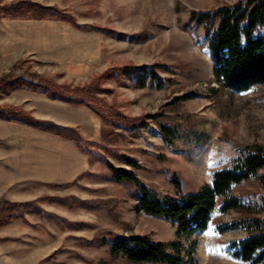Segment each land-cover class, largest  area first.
Here are the masks:
<instances>
[{
	"label": "rangeland",
	"instance_id": "obj_1",
	"mask_svg": "<svg viewBox=\"0 0 264 264\" xmlns=\"http://www.w3.org/2000/svg\"><path fill=\"white\" fill-rule=\"evenodd\" d=\"M34 1L58 4L91 28L52 19L0 18V76L10 68L13 76L37 69L59 82L83 85L111 67L133 63L170 80L162 87H139L138 72L119 70L112 79L105 77L103 84L112 91L101 95L127 117L148 121L128 128L86 105L73 106L23 88L0 89L1 104L23 105L39 118L76 127L84 146L96 151L83 152L75 140L19 119L0 118V217L17 216L0 226V264H159L131 261L112 254L108 244L91 242L114 234L181 239L192 252L185 264H252L223 249L230 239L246 236L244 229L179 237L170 220L139 210L135 185L111 179L109 166L100 160L108 158L136 172L148 186L173 195L174 175L186 191H197L212 182V171L227 164L237 143L264 145V83L236 90L218 82L203 25L190 20L193 10L238 0ZM159 121L190 124L200 138L191 145L170 144ZM123 155L136 158L141 167L126 164ZM258 192L264 188L257 177L234 190L237 195ZM242 215L234 210L214 215L210 226ZM256 215L264 218V212Z\"/></svg>",
	"mask_w": 264,
	"mask_h": 264
},
{
	"label": "trees",
	"instance_id": "obj_2",
	"mask_svg": "<svg viewBox=\"0 0 264 264\" xmlns=\"http://www.w3.org/2000/svg\"><path fill=\"white\" fill-rule=\"evenodd\" d=\"M0 6L3 7L0 10V18L52 19L72 24L77 29L91 28L79 22L76 15L58 4L47 5L34 0H19ZM190 20L203 25L202 37L206 41L209 57L214 62V74L218 82L236 90H247L256 84L264 83V0H238L208 11L193 10ZM94 28L104 27L94 25ZM119 70L138 72L135 83L139 87L148 83L162 87L170 80L161 77L155 69L136 67L133 63L111 67L105 74L93 76L83 85L59 82L37 69L26 75L13 76L10 68L0 76V89L9 92L23 88L43 93L73 106L92 107L114 125L126 128L143 126L148 122L143 120V117H127L115 103H110L105 95H101L102 92L112 91L111 87L104 86L105 77L112 79L117 76ZM0 118L19 119L36 128L75 140L83 152L96 153L91 147L84 146L82 135L76 127L63 126L39 118L23 105L0 103ZM158 126L163 139L170 144L183 141L191 145L200 138L198 131L190 124L159 121ZM113 132L115 133H111ZM91 145L96 146V142L92 141ZM123 158L128 165L141 167L136 158L125 155ZM100 160L109 166L111 179L125 185H135L134 196L138 201L139 210L170 220L176 226L179 237H190L197 231L207 230L214 215L225 214L231 210L241 212L243 215L234 220H217L214 230L223 234L233 228L244 229L247 235L224 243V251L236 260L264 264V218L256 215L264 212V193H234L238 185L253 177H257L264 188L263 144L237 143L235 152L227 164L213 170L212 182L205 184L200 190L186 191L182 180L174 175L173 195L163 194L148 186L136 172L117 167L108 158L101 157ZM34 208L39 214L44 213L41 207L34 205ZM48 215L56 216L50 212ZM16 217L13 214L1 216L0 226ZM91 242L94 245L108 244L112 254L125 256L135 262L185 264V257L192 254L191 249L186 248L181 239L170 242L157 241L144 234H114Z\"/></svg>",
	"mask_w": 264,
	"mask_h": 264
},
{
	"label": "snow or ice",
	"instance_id": "obj_3",
	"mask_svg": "<svg viewBox=\"0 0 264 264\" xmlns=\"http://www.w3.org/2000/svg\"><path fill=\"white\" fill-rule=\"evenodd\" d=\"M207 232H208V234H218V233H215L214 232V226H208V228H207Z\"/></svg>",
	"mask_w": 264,
	"mask_h": 264
},
{
	"label": "crops",
	"instance_id": "obj_4",
	"mask_svg": "<svg viewBox=\"0 0 264 264\" xmlns=\"http://www.w3.org/2000/svg\"><path fill=\"white\" fill-rule=\"evenodd\" d=\"M32 127V126H31ZM33 128H35V127H33Z\"/></svg>",
	"mask_w": 264,
	"mask_h": 264
}]
</instances>
